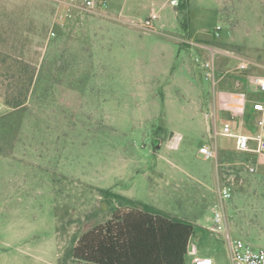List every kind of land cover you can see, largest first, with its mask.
Returning <instances> with one entry per match:
<instances>
[{"label": "rangeland", "instance_id": "rangeland-1", "mask_svg": "<svg viewBox=\"0 0 264 264\" xmlns=\"http://www.w3.org/2000/svg\"><path fill=\"white\" fill-rule=\"evenodd\" d=\"M94 1L99 13L66 16L53 0H0V264H76L83 233L138 208L105 190L190 222L198 254L231 264L207 228L229 183L232 239L264 248V153L235 151L206 116L220 129L236 111L235 74L214 87L195 60L206 53L184 42L234 50L264 75V0ZM26 87L25 106L5 104Z\"/></svg>", "mask_w": 264, "mask_h": 264}, {"label": "built area", "instance_id": "built-area-1", "mask_svg": "<svg viewBox=\"0 0 264 264\" xmlns=\"http://www.w3.org/2000/svg\"><path fill=\"white\" fill-rule=\"evenodd\" d=\"M56 4L68 7L66 16H70L69 10H81L90 13H99L94 0H53ZM106 5V1H102ZM151 18L147 19L143 26L152 29ZM220 26L216 27L219 30ZM55 31H50L54 35ZM202 49L206 55L196 57V62L201 64L203 77L214 87L221 81L224 74H235V88L239 90L237 108L227 122L219 129L216 122V112L213 108L206 116L213 118L214 135L233 139V148L237 152L246 154L264 153V75H255L254 69L260 65L251 58L237 53L234 50L211 46L201 42H189ZM226 57L234 61L232 67L226 66L222 71L218 69L219 59ZM225 59V58H224ZM226 63V62H225ZM227 65V63H226ZM198 153L205 158L217 159L216 146L202 145ZM232 195L231 184L218 186V202L213 206L212 225L209 230L221 233L228 241L231 255V264H264V248H253L241 239H232L224 211V200ZM189 264H211L209 259L197 254L196 246L191 240L187 247Z\"/></svg>", "mask_w": 264, "mask_h": 264}, {"label": "trees", "instance_id": "trees-1", "mask_svg": "<svg viewBox=\"0 0 264 264\" xmlns=\"http://www.w3.org/2000/svg\"><path fill=\"white\" fill-rule=\"evenodd\" d=\"M27 90L28 87L21 94H12L5 104L14 110L25 106ZM105 192L138 208L116 210L107 221L83 233L72 247L76 264H186L194 232L190 222L171 218L109 190Z\"/></svg>", "mask_w": 264, "mask_h": 264}, {"label": "crops", "instance_id": "crops-1", "mask_svg": "<svg viewBox=\"0 0 264 264\" xmlns=\"http://www.w3.org/2000/svg\"><path fill=\"white\" fill-rule=\"evenodd\" d=\"M202 227H204V226H202ZM208 228V227H207ZM194 235L192 236V241H193V243L195 244V246H196V250H197V254H198V252H199V249H198V246L196 245V243H195V241L193 240L194 239ZM199 255V254H198ZM204 257H206V258H208V259H211V256H209V255H203ZM189 260H190V257H189ZM212 264H215V262L213 261V262H211Z\"/></svg>", "mask_w": 264, "mask_h": 264}]
</instances>
